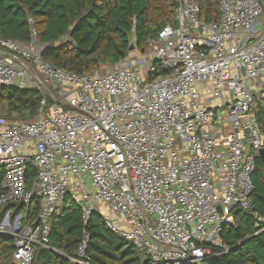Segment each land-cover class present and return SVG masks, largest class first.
I'll return each instance as SVG.
<instances>
[{
    "label": "built area",
    "instance_id": "1",
    "mask_svg": "<svg viewBox=\"0 0 264 264\" xmlns=\"http://www.w3.org/2000/svg\"><path fill=\"white\" fill-rule=\"evenodd\" d=\"M217 2L219 18L207 21L197 0H175V23L148 38L143 58L82 73L0 38V85L41 96L32 120L0 129V235L13 238V260L31 264L70 202L84 219L100 213L149 264L211 257L220 222L238 209L261 229L251 175L264 147V5ZM33 198L41 204L29 220Z\"/></svg>",
    "mask_w": 264,
    "mask_h": 264
},
{
    "label": "trees",
    "instance_id": "2",
    "mask_svg": "<svg viewBox=\"0 0 264 264\" xmlns=\"http://www.w3.org/2000/svg\"><path fill=\"white\" fill-rule=\"evenodd\" d=\"M197 1L203 19L219 18L217 0ZM168 23H175V0H0V38L29 43L34 34L44 61L77 73L112 66L128 54L142 51L148 38L157 36ZM155 65L167 72L160 62ZM40 98L36 90L0 85V104L6 103L9 116L19 121L37 115ZM257 115L264 135V108ZM34 176L35 170L29 169L28 179ZM2 177L0 169V183ZM251 180L254 210L264 217V159L260 156ZM40 204L39 198L32 199L29 220L36 217ZM233 219L221 228L222 246L210 245L211 257L188 264H264V223L255 233L252 216L238 209L233 211ZM50 225L47 247H37L31 264H149L131 241L110 231L100 213L94 211L84 219L75 202L52 215ZM85 234L88 242L80 255L78 247ZM12 251L13 238L0 235V264H20L13 260Z\"/></svg>",
    "mask_w": 264,
    "mask_h": 264
},
{
    "label": "rangeland",
    "instance_id": "3",
    "mask_svg": "<svg viewBox=\"0 0 264 264\" xmlns=\"http://www.w3.org/2000/svg\"><path fill=\"white\" fill-rule=\"evenodd\" d=\"M262 20L264 21V11H263V14H262ZM30 42H31L30 45L27 46L29 49L32 50L33 47H35V49H40L41 48L40 47L41 45H39V43L37 42L36 37H32ZM135 52L131 56V57H133L131 59L137 60V59H140V58L144 57L139 52H137V51H135ZM16 120H17V118L15 119V117L9 116V114L7 113L6 103H1L0 104V129L4 125H6V124H8L10 122L16 121ZM114 217H115V215H114ZM138 251L145 256V254L143 252H141L140 250H138Z\"/></svg>",
    "mask_w": 264,
    "mask_h": 264
},
{
    "label": "water",
    "instance_id": "4",
    "mask_svg": "<svg viewBox=\"0 0 264 264\" xmlns=\"http://www.w3.org/2000/svg\"><path fill=\"white\" fill-rule=\"evenodd\" d=\"M32 37H35V36L32 35ZM132 47H133V46H130L129 49H132ZM142 51H143V50H142ZM240 121H241V123H242L243 125L246 124V120H245V117H244V116L240 117ZM246 134H248V128H247V127H246ZM259 154H260V157H261L262 159H264V147L260 148V150H259ZM218 210H219V212L221 213V209L218 208ZM220 226H221V227L223 226V222H222V221L220 222ZM220 232H221V229L218 231V233L220 234Z\"/></svg>",
    "mask_w": 264,
    "mask_h": 264
}]
</instances>
